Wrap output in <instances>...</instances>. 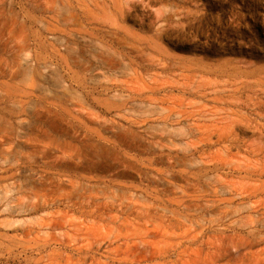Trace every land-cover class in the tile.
<instances>
[{"label": "rangeland", "instance_id": "obj_1", "mask_svg": "<svg viewBox=\"0 0 264 264\" xmlns=\"http://www.w3.org/2000/svg\"><path fill=\"white\" fill-rule=\"evenodd\" d=\"M0 264H264V0H0Z\"/></svg>", "mask_w": 264, "mask_h": 264}]
</instances>
